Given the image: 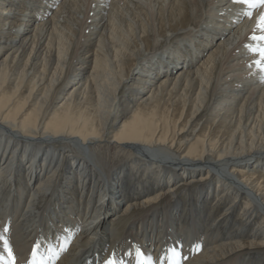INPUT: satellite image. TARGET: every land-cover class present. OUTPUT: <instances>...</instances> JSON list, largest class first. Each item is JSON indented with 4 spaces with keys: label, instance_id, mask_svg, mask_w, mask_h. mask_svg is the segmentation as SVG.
Instances as JSON below:
<instances>
[{
    "label": "bare ground",
    "instance_id": "1",
    "mask_svg": "<svg viewBox=\"0 0 264 264\" xmlns=\"http://www.w3.org/2000/svg\"><path fill=\"white\" fill-rule=\"evenodd\" d=\"M262 14L0 0V236L17 264L65 240L57 264H135L137 245L154 264L170 248L181 264H264Z\"/></svg>",
    "mask_w": 264,
    "mask_h": 264
},
{
    "label": "snow or ice",
    "instance_id": "2",
    "mask_svg": "<svg viewBox=\"0 0 264 264\" xmlns=\"http://www.w3.org/2000/svg\"><path fill=\"white\" fill-rule=\"evenodd\" d=\"M243 2L249 3L250 7H257L264 4V0H255V2H251V0H243ZM259 27L264 28V14H262L259 18ZM259 39L264 40V37H260ZM252 51H258L260 53L261 59L257 60L256 63L264 69V47L253 48ZM7 231L8 229L5 227L4 232ZM0 239L4 240V247L7 249V258L5 259V257L0 256V260H4V264H17V257L14 254L9 241L3 236H0ZM70 242V240H65L58 249L50 245L46 255H40L38 253L40 246L39 244H35L31 249L30 260L24 261L23 264H57L61 253L67 250ZM196 247L197 250H199V245ZM169 252L171 255L167 256L166 259L170 262V264H181V253L179 249L170 248ZM104 264H127V262L118 259L115 254H112L104 260ZM135 264H154V260L150 254H146L145 250L137 245L135 247Z\"/></svg>",
    "mask_w": 264,
    "mask_h": 264
},
{
    "label": "rangeland",
    "instance_id": "3",
    "mask_svg": "<svg viewBox=\"0 0 264 264\" xmlns=\"http://www.w3.org/2000/svg\"><path fill=\"white\" fill-rule=\"evenodd\" d=\"M179 50V49H178Z\"/></svg>",
    "mask_w": 264,
    "mask_h": 264
}]
</instances>
